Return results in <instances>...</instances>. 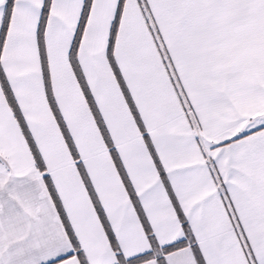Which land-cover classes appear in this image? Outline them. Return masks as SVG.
Here are the masks:
<instances>
[{
	"label": "snow or ice",
	"instance_id": "1",
	"mask_svg": "<svg viewBox=\"0 0 264 264\" xmlns=\"http://www.w3.org/2000/svg\"><path fill=\"white\" fill-rule=\"evenodd\" d=\"M0 264H264V0H0Z\"/></svg>",
	"mask_w": 264,
	"mask_h": 264
}]
</instances>
